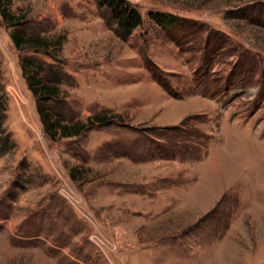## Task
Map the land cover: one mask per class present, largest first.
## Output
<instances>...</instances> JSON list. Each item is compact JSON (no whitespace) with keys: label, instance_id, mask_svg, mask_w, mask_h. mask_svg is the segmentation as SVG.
Masks as SVG:
<instances>
[{"label":"rangeland","instance_id":"obj_1","mask_svg":"<svg viewBox=\"0 0 264 264\" xmlns=\"http://www.w3.org/2000/svg\"><path fill=\"white\" fill-rule=\"evenodd\" d=\"M127 1L129 36L97 0L0 14V264H264V0Z\"/></svg>","mask_w":264,"mask_h":264},{"label":"trees","instance_id":"obj_2","mask_svg":"<svg viewBox=\"0 0 264 264\" xmlns=\"http://www.w3.org/2000/svg\"><path fill=\"white\" fill-rule=\"evenodd\" d=\"M99 8L105 10L118 26L119 30L124 36H129L132 32L143 24V19L141 13L138 9L133 6L127 0H97ZM13 0H0V14L2 17L10 23L11 26H21L23 23V17L21 15H15L11 11ZM150 17L155 20L159 25L167 27L169 24H176V18L164 13H151ZM12 39L18 48L28 47L35 50H46L51 45L53 47H59L62 45V40L57 41H47L46 38L40 35H24L23 33H13ZM31 77L28 79V84L31 92L38 96L44 94L43 100L50 101L52 99H58L60 95L59 88L55 85H49L47 83L41 82V80L35 75L38 71H35ZM1 90V86H0ZM1 93V91H0ZM7 110L6 102L1 98L0 95V112H5ZM37 110L40 113L42 122L46 124L47 129L55 130L59 126L61 130V135L65 138H70L74 136L81 135L86 130V125L83 124H72V125H56L52 122L51 115L44 112L43 106L38 103ZM96 120L105 122L106 118L97 117ZM3 121L1 120L0 126H2ZM8 141L3 143L4 149L7 148ZM2 146V144H1Z\"/></svg>","mask_w":264,"mask_h":264}]
</instances>
